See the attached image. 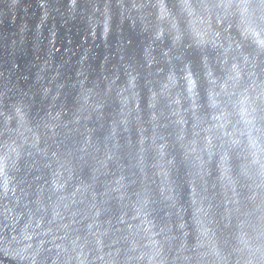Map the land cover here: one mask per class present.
Instances as JSON below:
<instances>
[{
	"label": "water",
	"instance_id": "1",
	"mask_svg": "<svg viewBox=\"0 0 264 264\" xmlns=\"http://www.w3.org/2000/svg\"><path fill=\"white\" fill-rule=\"evenodd\" d=\"M110 2L105 36L82 16H57L37 31L39 0H0V92L26 94L31 129L15 167L0 172V237H31L20 247H39L38 264H156L157 254L184 264L208 219L219 224L218 246L235 230L227 177L237 181L235 199L249 194L241 158L221 166L200 151L201 128L215 115L207 71L220 82L227 72L210 47L207 68L194 47L177 60L169 40L150 39L133 0L123 9ZM189 73L201 77L198 106L185 99ZM6 212L16 231L3 227ZM81 252L86 259L68 258ZM11 258L0 251V264H20Z\"/></svg>",
	"mask_w": 264,
	"mask_h": 264
},
{
	"label": "clouds",
	"instance_id": "2",
	"mask_svg": "<svg viewBox=\"0 0 264 264\" xmlns=\"http://www.w3.org/2000/svg\"><path fill=\"white\" fill-rule=\"evenodd\" d=\"M116 6L123 9V0H117ZM39 7L43 15L40 24L35 26L37 31L57 16L61 19L82 16L93 34L97 25H102L107 36L115 15L110 0H88V7L83 11L80 0H63L62 5L39 0ZM132 7L153 43L169 40V52L175 51L177 60L186 47H194L203 56L207 68L210 47L216 53L215 65H222L227 72V78L220 82L212 78L210 69L207 71L215 115L207 127L201 128L205 136L200 151L207 152L209 161L218 157L221 166L228 163L230 155L241 158L240 175L247 182L249 194L244 197L246 202L235 199L237 181L227 177L233 197L228 202L238 214L235 230L223 247L218 246L215 237L219 224L208 219L200 240L192 248L195 255H184V264L192 261L195 264H264V46L261 45L264 41V0H133ZM23 41L20 36L19 43ZM16 45L17 41H13L12 47ZM192 75L189 73L186 77L189 87L185 99L198 106L203 91L197 89L201 77L196 73L193 80ZM26 113V94L8 88L0 92V172L5 177L21 155L27 141L25 133L31 131L24 126ZM225 171L227 169L221 173L222 179H225ZM9 219L6 212L4 220L7 223L3 227L16 231L15 218H11V223ZM228 223L231 224V219ZM24 239L31 237L23 233L11 239L0 237V251L20 264H38L41 250L38 247L29 254L30 243L20 247ZM206 246L207 250L202 251ZM56 247L61 249L60 245ZM62 251L67 253L68 249ZM81 256L86 259L82 252L68 258L79 260ZM150 259L164 264L167 257L157 254Z\"/></svg>",
	"mask_w": 264,
	"mask_h": 264
},
{
	"label": "snow or ice",
	"instance_id": "3",
	"mask_svg": "<svg viewBox=\"0 0 264 264\" xmlns=\"http://www.w3.org/2000/svg\"><path fill=\"white\" fill-rule=\"evenodd\" d=\"M261 45L264 46V41L261 42Z\"/></svg>",
	"mask_w": 264,
	"mask_h": 264
}]
</instances>
